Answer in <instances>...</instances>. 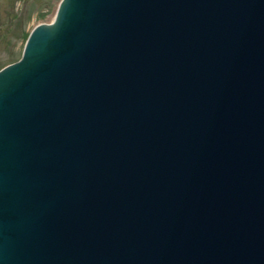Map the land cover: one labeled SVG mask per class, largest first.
<instances>
[{
    "label": "water",
    "instance_id": "obj_1",
    "mask_svg": "<svg viewBox=\"0 0 264 264\" xmlns=\"http://www.w3.org/2000/svg\"><path fill=\"white\" fill-rule=\"evenodd\" d=\"M0 264H264V0H60L0 70Z\"/></svg>",
    "mask_w": 264,
    "mask_h": 264
},
{
    "label": "rangeland",
    "instance_id": "obj_2",
    "mask_svg": "<svg viewBox=\"0 0 264 264\" xmlns=\"http://www.w3.org/2000/svg\"><path fill=\"white\" fill-rule=\"evenodd\" d=\"M60 0H0V68L16 62L34 27L53 21Z\"/></svg>",
    "mask_w": 264,
    "mask_h": 264
},
{
    "label": "trees",
    "instance_id": "obj_3",
    "mask_svg": "<svg viewBox=\"0 0 264 264\" xmlns=\"http://www.w3.org/2000/svg\"><path fill=\"white\" fill-rule=\"evenodd\" d=\"M1 69V68H0Z\"/></svg>",
    "mask_w": 264,
    "mask_h": 264
}]
</instances>
